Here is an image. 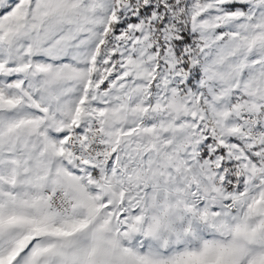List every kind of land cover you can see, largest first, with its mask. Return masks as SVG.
<instances>
[{
  "label": "snow or ice",
  "instance_id": "1",
  "mask_svg": "<svg viewBox=\"0 0 264 264\" xmlns=\"http://www.w3.org/2000/svg\"><path fill=\"white\" fill-rule=\"evenodd\" d=\"M0 264H264V0H0Z\"/></svg>",
  "mask_w": 264,
  "mask_h": 264
}]
</instances>
